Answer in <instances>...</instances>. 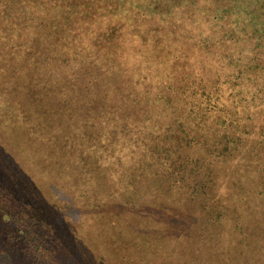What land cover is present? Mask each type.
I'll use <instances>...</instances> for the list:
<instances>
[{"label":"trees","instance_id":"16d2710c","mask_svg":"<svg viewBox=\"0 0 264 264\" xmlns=\"http://www.w3.org/2000/svg\"><path fill=\"white\" fill-rule=\"evenodd\" d=\"M0 146L110 230L100 264H264V0H0ZM17 169L0 253L58 264Z\"/></svg>","mask_w":264,"mask_h":264},{"label":"rangeland","instance_id":"374dc122","mask_svg":"<svg viewBox=\"0 0 264 264\" xmlns=\"http://www.w3.org/2000/svg\"><path fill=\"white\" fill-rule=\"evenodd\" d=\"M80 115H72L70 117L72 122L77 126H79L77 121H79ZM91 129L96 130L94 127ZM12 151L9 150L5 153L0 146V173L7 163L12 168L19 166L17 170L19 172L23 170L25 172L23 176L26 178L30 176H35L37 178L35 184H33L32 192L36 194V198L42 197L54 207V209L46 210L45 217V226H55L54 237H52V239H42H45L47 249L50 247L51 243L57 247L56 249L58 253H60L58 264H100L101 255L106 251H108L111 256H115V248H110L111 239H106L107 236L110 235V230L98 228L94 223L89 221L92 214L83 207V202L81 200L73 199L67 190L64 189L62 178L58 175L52 177L47 173L45 174L33 158L35 157L34 153L33 155L30 152L22 154L13 147ZM29 156H31V160ZM8 173L11 175L10 169H8ZM12 179H15V174H12ZM60 230L62 233L59 236L57 231ZM65 234H68L70 238L61 239V241L58 239L59 241H55L57 236L62 238ZM23 238L3 239L2 244L5 250L1 251L0 256L5 258L7 252L14 254V256L10 258L4 259L5 264L32 263V256L30 255L31 257L27 258L29 251L25 248L23 243L28 239L25 237ZM60 243H62L64 247L59 245ZM10 249H12V251ZM154 258L157 259V256ZM154 262H158V259ZM54 263L55 262H52L51 264Z\"/></svg>","mask_w":264,"mask_h":264}]
</instances>
